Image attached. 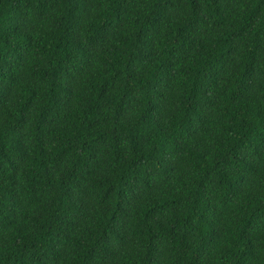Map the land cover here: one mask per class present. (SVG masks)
<instances>
[{
    "label": "trees",
    "instance_id": "obj_1",
    "mask_svg": "<svg viewBox=\"0 0 264 264\" xmlns=\"http://www.w3.org/2000/svg\"><path fill=\"white\" fill-rule=\"evenodd\" d=\"M0 264H264V0H0Z\"/></svg>",
    "mask_w": 264,
    "mask_h": 264
}]
</instances>
